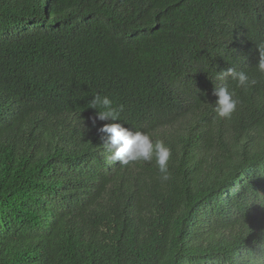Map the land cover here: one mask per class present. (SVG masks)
Returning <instances> with one entry per match:
<instances>
[{
    "label": "trees",
    "instance_id": "trees-1",
    "mask_svg": "<svg viewBox=\"0 0 264 264\" xmlns=\"http://www.w3.org/2000/svg\"><path fill=\"white\" fill-rule=\"evenodd\" d=\"M259 45L264 0H0V264H264ZM229 67L257 83L223 119ZM107 123L162 140L171 179L110 163Z\"/></svg>",
    "mask_w": 264,
    "mask_h": 264
},
{
    "label": "clouds",
    "instance_id": "clouds-1",
    "mask_svg": "<svg viewBox=\"0 0 264 264\" xmlns=\"http://www.w3.org/2000/svg\"><path fill=\"white\" fill-rule=\"evenodd\" d=\"M257 49L259 52L257 68L264 73V45L257 46ZM216 80L219 84L214 85V95L217 97L214 111L218 117L230 119L237 110L239 101L235 98V92L230 89L229 80L235 81L237 86L243 89L255 86L257 80L235 67L217 72ZM89 107L98 109L96 119L100 121H119L123 111L122 106H115L109 97L100 94L93 96ZM99 132L104 134L103 145L110 153L107 157L110 163L119 162V165L125 166L138 161L151 162L155 158L162 181L171 179L168 162L172 153L162 140L154 141L149 134L126 128L121 123L104 124L99 128Z\"/></svg>",
    "mask_w": 264,
    "mask_h": 264
}]
</instances>
